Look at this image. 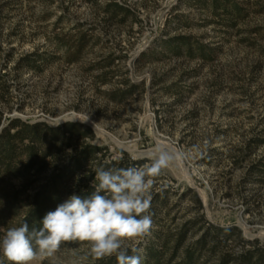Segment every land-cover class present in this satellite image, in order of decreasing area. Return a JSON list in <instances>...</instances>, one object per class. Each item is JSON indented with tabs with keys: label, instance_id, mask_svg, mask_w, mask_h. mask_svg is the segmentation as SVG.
I'll use <instances>...</instances> for the list:
<instances>
[{
	"label": "rangeland",
	"instance_id": "1",
	"mask_svg": "<svg viewBox=\"0 0 264 264\" xmlns=\"http://www.w3.org/2000/svg\"><path fill=\"white\" fill-rule=\"evenodd\" d=\"M231 1L239 17L232 2L228 13L213 9L212 0H0V76L7 86L0 126L12 119L51 127L79 122L93 130L92 144L106 148L107 163L121 151L142 161L138 167L158 147L178 154L154 180L157 216L151 234L133 245L140 254L153 232L173 244L181 226L202 216L236 229L226 240H209L194 264H220L222 254L250 249L240 238L264 248V0ZM179 36L212 55L174 54L165 42ZM66 184L69 191L74 177ZM17 209L5 212L0 240L23 217ZM200 224L175 262L197 247ZM87 250L83 242H65L31 264H96ZM0 264H9L2 253Z\"/></svg>",
	"mask_w": 264,
	"mask_h": 264
},
{
	"label": "trees",
	"instance_id": "2",
	"mask_svg": "<svg viewBox=\"0 0 264 264\" xmlns=\"http://www.w3.org/2000/svg\"><path fill=\"white\" fill-rule=\"evenodd\" d=\"M230 2L232 1L212 0L211 3L213 9L221 8L224 12L230 13L228 9ZM229 5L235 8L239 17L241 14L239 5L234 2ZM165 44L174 54L185 53L190 58L195 55L209 58L213 51L205 45L191 43L185 36L168 40ZM28 65L33 69L37 68L32 63ZM21 66L19 63L16 64L17 69ZM6 93L7 86L3 76H0V99H5ZM2 116L0 112V124ZM94 139L93 130L79 122L68 121L51 127L38 122L29 124L19 119L10 120L0 131V222L5 218V212H14L19 208L25 213L19 219L18 226L26 221L30 230L33 227L39 228L45 214L55 211L56 207L63 203L66 192L70 195L82 196L92 193L94 190L92 184H98L95 180L97 168H126L139 166L142 163V161L130 160L123 151L119 159L107 163L104 161L106 148L92 144ZM252 141L255 142V140ZM48 170L51 171L50 174L43 177L42 174ZM73 177L74 185L67 191L66 182ZM14 182H18L19 186L15 187ZM28 189H33V193L27 195ZM21 194H24L25 198L20 201ZM194 200L198 207L202 208L196 193H194ZM156 202L158 201L154 197L151 202L152 208L149 210L152 218L157 216L153 208ZM164 203L165 201L159 205L163 206ZM202 217L181 226L178 232L172 235L173 244H169L171 240L167 235L153 232L154 238L143 248L141 264H194L196 252L204 249L209 240L217 241V238L221 237L226 240L236 229L208 224ZM198 222L201 223L200 228L203 234L195 243L197 247L187 248L182 260L175 262L187 234ZM240 240L250 245V249L239 255L222 254L220 264H264V248L259 246L256 240L244 241L243 238ZM170 249L171 254L166 258V251ZM211 251L215 252V249ZM96 264H117V261L113 256L100 259Z\"/></svg>",
	"mask_w": 264,
	"mask_h": 264
},
{
	"label": "clouds",
	"instance_id": "3",
	"mask_svg": "<svg viewBox=\"0 0 264 264\" xmlns=\"http://www.w3.org/2000/svg\"><path fill=\"white\" fill-rule=\"evenodd\" d=\"M177 156L158 147L143 166L97 168L98 184H92L90 195L72 194L45 214L39 228L30 230L26 221L9 228L0 240V253L9 264H31L38 254L51 256L63 243L79 241L95 260L114 256L117 264H141L140 249L133 245L153 228L151 188Z\"/></svg>",
	"mask_w": 264,
	"mask_h": 264
},
{
	"label": "water",
	"instance_id": "4",
	"mask_svg": "<svg viewBox=\"0 0 264 264\" xmlns=\"http://www.w3.org/2000/svg\"><path fill=\"white\" fill-rule=\"evenodd\" d=\"M2 128H3V126L1 125V126H0V131H1Z\"/></svg>",
	"mask_w": 264,
	"mask_h": 264
}]
</instances>
